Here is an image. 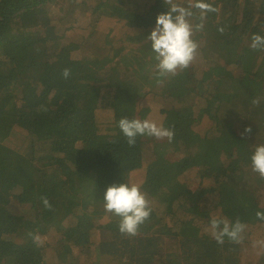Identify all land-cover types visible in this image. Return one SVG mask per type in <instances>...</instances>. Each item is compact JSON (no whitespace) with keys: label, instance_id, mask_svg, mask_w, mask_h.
Returning <instances> with one entry per match:
<instances>
[{"label":"trees","instance_id":"1","mask_svg":"<svg viewBox=\"0 0 264 264\" xmlns=\"http://www.w3.org/2000/svg\"><path fill=\"white\" fill-rule=\"evenodd\" d=\"M66 1L65 7L55 0H0V140L39 168L57 167L68 182L64 192L71 190L78 197L84 191L95 194V207L82 208L93 217L91 221L78 205L72 212L75 232L71 239L74 244L80 238L95 240L94 252L110 264H209L223 256V264H236L232 254L243 243L228 240L220 245L208 239L212 237L205 230L208 224L192 216L202 205L205 190L200 184L186 186L182 174L205 179L217 171L223 187L218 188L217 197L203 204L204 211L214 215L223 208L219 203L231 199L222 217L230 222L239 219L247 225L245 233L253 235L259 230L264 238V221L257 218L258 212L264 213V178L251 170L250 160L255 147L264 144V50L250 47L254 34L264 36V0H218L215 19L209 25L206 20L203 31L193 36L198 55L206 59L200 84L196 76L189 82L184 70L176 76H157V61L147 40L162 13L155 9L154 0H82L84 7L65 27L61 23L74 3ZM246 4L251 5L248 14L243 10ZM53 6H57L54 15H59L55 21L50 14ZM193 11L198 15V10ZM86 18L89 20L84 22ZM107 24L125 25L132 39L125 40L114 57L109 54L83 63L81 45L89 38L101 39L106 50L113 47L104 30ZM220 27L225 29L223 34ZM82 34L77 47L58 41ZM65 68L71 72L67 79L62 75ZM171 81L178 86L159 91ZM253 100L259 103L254 105ZM143 109L158 111L159 124L175 133L171 143L145 135L138 136L134 146L128 145L118 122L128 114L136 119ZM109 114L112 121L102 120V115ZM245 128L251 132L246 133ZM226 144L235 154L224 168ZM131 157L130 163L137 162L139 167L119 165ZM210 157L220 158L222 168H212L209 163L207 169H212L205 173V161ZM161 160L170 162L166 167L171 166L172 178L154 174L140 187L152 208L143 224L155 221L163 230L146 234L139 228L136 236H126L119 231V217L113 225H100L96 215L107 212L102 199L96 197L112 184L128 183L132 171L160 168ZM105 162L119 170L111 173L115 178L106 175ZM38 189L42 194L50 191ZM30 192H36L32 185L13 184L0 207V220L7 224L0 231V264H13L12 255L14 264H64L59 260L63 256L60 250L41 254L42 248H38L29 255L28 243L34 242L35 233L29 235L22 221L16 223V213ZM55 205L52 202L51 208L57 210ZM250 216H254L252 227L247 224ZM101 230L106 237L99 239ZM76 247L85 252L83 245ZM71 254L76 261L77 252Z\"/></svg>","mask_w":264,"mask_h":264},{"label":"rangeland","instance_id":"2","mask_svg":"<svg viewBox=\"0 0 264 264\" xmlns=\"http://www.w3.org/2000/svg\"><path fill=\"white\" fill-rule=\"evenodd\" d=\"M57 1L58 4H65L67 5L66 0H55ZM82 0H74V3L72 4L71 10H69V14H66V19L62 24V26H68V22L70 18H74L76 13H79L81 9L84 7V5L81 3ZM185 1V2H184ZM208 3H211L213 7L217 9V3L218 0H207ZM182 3H186L187 0H181ZM253 3V2H252ZM153 5L155 6V9H159L161 12L168 10V6L165 5L164 0H154ZM254 5V3H253ZM249 6L250 4H246L243 7V10L245 14H248L250 9ZM66 7V6H65ZM61 9V8H60ZM57 6H53L51 9V19L55 21L59 15H54L56 14ZM62 12H65L63 9H61ZM264 12V11H263ZM216 12H209L207 14V25L210 24L215 19ZM117 14V13H115ZM83 16V15H82ZM123 16V14H121ZM84 18V16H83ZM89 19L86 18L83 21L86 22ZM115 23V21H111ZM68 24V25H67ZM81 25V22L79 23ZM130 24L127 23V25ZM131 24L134 25V22L131 21ZM68 28V27H67ZM105 32L107 33V40L108 42L113 45L111 47V50H106L102 47L101 45V39L92 37L87 40V43L85 42L83 45H81L82 48V62L83 63H88L91 62L95 59L106 57L107 55H111V57H114L119 53L121 49V44L125 40H131L132 38L129 36L131 35L130 32L126 31L125 25L119 24L113 26V24H107L106 27H104ZM103 30V31H104ZM84 34L80 36H76V38H71L70 41L66 40H58L59 42L67 43L69 46L77 47L78 46V39L80 37H83ZM59 44V43H58ZM227 54V52H224ZM206 64V59L201 58L198 55V50H197V56L196 59L192 62V64L185 69L186 75L189 76V82L194 79L193 76H196V78L200 79L198 82L199 84L202 83L204 80L202 76V72L207 69L205 66ZM200 72V74H197ZM173 80V79H171ZM190 84V83H189ZM178 84L174 81L168 82L166 84H163L162 86L159 87V91L164 93L168 90L170 87H176ZM190 88H193V86H190ZM120 106H128L127 103L124 102H117ZM48 104V103H46ZM45 104V105H46ZM132 105L130 104V107ZM102 120L104 121H112L114 118L109 114V115H102L101 116ZM127 118L131 119L133 118L131 114H128ZM136 119L144 120V119H151L154 120L159 124L158 121V111L154 109H143L142 112L140 111L139 114L136 115ZM117 120L118 117H117ZM182 127H186V122H181L180 123ZM186 129V128H184ZM178 131V130H177ZM194 140H198L197 135H193ZM220 147V146H219ZM7 148V149H6ZM214 153L217 151L216 150V144L214 145ZM2 150V156L7 155L8 162L7 164L1 162L0 165L2 169L0 168V185L7 184V187L10 188L14 185L22 184V185H32L34 190L36 192H30L29 197L27 202H32L34 205H28L27 202L24 203L29 206L26 207L27 210H30L32 212V216L35 218V222L33 223H26L25 222V230L27 233L30 235L32 233H35V235H39L41 240L43 241L41 246H37L36 243L30 242L28 243V252L29 255H32L34 251H37L38 248H42L41 254H44L45 250H49V253L51 252H57V250H60L59 252H63V256L59 258V260L63 261L64 264H110L104 257H102L97 252H94L96 250L95 244L96 241H88L87 238H84L81 240L77 239L78 243L74 244L71 238H73L74 230L72 229V222L70 221V216L72 212L76 210V207H80V209L84 207H95L96 203L94 202V196L95 194L93 192H85L82 194V197H78L76 193H72L71 190L68 192H64L63 190L67 188L68 182L67 179L63 177L61 171L57 167H48V168H39L36 165L32 164L29 160H27L25 157L22 159L21 164L19 161H16L15 157H10V156H15L16 154H20L18 152H15L11 147H8L5 145V142H2L0 140V152ZM220 150V149H219ZM224 151V156L222 159L223 162V167L226 168L231 163V160L234 159L232 149H229V145L226 144L225 147L223 148ZM8 152V153H7ZM117 153V152H116ZM213 153V154H214ZM107 156L106 158H108ZM105 159V161L107 160ZM119 164L120 166H124L132 161V157L127 159ZM166 162L169 165L170 162L168 161H158V164L160 165V168L152 167L151 170L146 171L143 173L142 171H132L131 176L128 180V183H136L140 185L141 183L145 182L149 176L154 177V174H156L160 178L170 180L172 178V173H171V166L168 168L166 167ZM210 164H213L211 167L212 168H222L221 165V159L220 158H215V157H210L208 158V161H205V166H206V171L211 170L212 168L207 167ZM182 162L179 164L175 165L174 168L178 169ZM132 167H139V163H130ZM103 170L107 173L106 175H109L111 179L115 178L116 176L112 175L111 173H119V170L115 167L113 168L112 166L109 165L108 162H105V166ZM5 171L8 172V174L5 173ZM212 173V172H211ZM41 174H46L47 178L42 176ZM218 175L217 171H214L208 178L202 179L201 177L198 179L196 175L189 173V174H182V181L186 186H196L199 185L203 190V196H202V205H200L197 209H195L192 212L193 218L201 219L202 222L209 224L210 219L213 216H224L228 212V208H226L227 205L231 203L230 200H225L220 204L222 209H219L217 211H214V215L210 213V216L204 211L203 205L206 202L210 201V198L217 197L220 193L219 187H223L222 184H219L221 180L216 177ZM157 177V178H158ZM212 177V178H211ZM208 180V181H205ZM210 181V182H209ZM18 182V183H17ZM40 186V187H38ZM20 187V186H19ZM17 187V189H19ZM42 188L44 190H50L46 191L45 194H42V192L38 189ZM1 192L5 191V187H1ZM212 189V192H209L208 190ZM225 190V189H224ZM228 190V188H226ZM85 193L88 195L87 197L85 196ZM105 191L101 192L100 198L96 197V199H102L101 202H103V197H104ZM210 193V195H206ZM262 197H264V190L262 191ZM42 197H47L49 200L51 206L52 202H55V206H58L57 210H54L53 208H50V212H46V208L44 204L42 203ZM5 197L0 198V207L3 204ZM78 203V204H77ZM104 203V202H103ZM235 204V203H234ZM33 208V209H32ZM96 209V208H95ZM1 210V209H0ZM241 211V210H240ZM19 210L17 211L16 215H18ZM1 213V212H0ZM81 213L86 215L88 219L91 221L93 219L92 216H90L86 211L81 210ZM66 216H68V219H66ZM97 218H99V224L103 225H113L117 221V216L113 215L112 213H105L104 215H96ZM253 218L254 216H250L249 221H247V224L252 227L253 223ZM62 224L60 228H53V230H47V226H53L54 224ZM33 224V226H31ZM190 226H187L189 228ZM7 228V224L0 220V231H5ZM141 231L146 233V234H151V233H157L159 230H163V227L161 226V229L155 225V221H150L146 224H142L140 226ZM41 229V233H39V230ZM184 230V229H183ZM188 229L184 230L185 232ZM248 231V230H247ZM197 232V230H196ZM106 237L104 232L101 230L100 233L98 234L99 239H102V237ZM211 241H215L212 237L208 238ZM264 238L260 237L259 230H255L253 235H249V233H245V238L243 240V244L239 252L233 253L232 255L234 256L233 263L236 264H264V248L260 247H254V242L257 240H262ZM12 239H10L11 241ZM228 239L225 238V242H227ZM84 246L85 252L77 251L76 246ZM90 250V251H88ZM58 252V253H59ZM73 252H77L79 256L76 254V261L73 259L74 256ZM19 254V251H17ZM71 254V255H70ZM221 254H226L227 252H222ZM21 255V254H20ZM22 257H20L21 259ZM224 256L221 258H216L213 261H210L209 264H223L224 261ZM228 258V256H227ZM11 263H17L16 262V257L12 255V259L10 260Z\"/></svg>","mask_w":264,"mask_h":264},{"label":"clouds","instance_id":"3","mask_svg":"<svg viewBox=\"0 0 264 264\" xmlns=\"http://www.w3.org/2000/svg\"><path fill=\"white\" fill-rule=\"evenodd\" d=\"M168 11L157 15L155 26L149 33L147 40L151 42L152 52L158 77L176 76L187 69L196 59L198 43L193 39L194 33L204 29L207 14L217 9L206 0H188L187 6L181 0H164ZM193 9L198 10V15ZM193 20L196 22L193 23ZM223 34L225 29L218 28ZM250 47L254 50H264V36L254 34ZM70 69L65 68L62 75L65 79L70 76ZM253 100V104H258ZM118 127L127 139L129 146L136 144L138 136H150L157 140L167 139L170 143L174 138V131L165 128L151 119L121 118ZM246 133L251 128H245ZM251 170L264 178V144L255 147L251 157ZM106 212L120 218L119 231L126 236H136L140 226L150 217L152 208L147 194L141 191L136 183L112 184L107 187L104 197ZM46 208H51L47 197H42ZM257 218L264 221V213L258 212ZM247 225L239 219L230 222L226 217L213 216L206 227V231L215 239L217 244L223 245L225 238L233 243H241L245 238ZM34 243L41 246L43 241L39 235L33 237ZM254 247L264 248V239L254 242Z\"/></svg>","mask_w":264,"mask_h":264},{"label":"crops","instance_id":"4","mask_svg":"<svg viewBox=\"0 0 264 264\" xmlns=\"http://www.w3.org/2000/svg\"><path fill=\"white\" fill-rule=\"evenodd\" d=\"M7 149V148H6ZM8 153V152H7ZM0 156H2V150L0 152ZM10 157H15L16 158V161L21 164L22 162V159H24V156L21 155V154H16L15 156H10ZM3 162L5 164H7L8 162V158H7V155H3V157H1L0 159V163ZM0 168L2 169L1 165H0ZM6 174H8L7 171H5ZM42 176L46 177L47 178V175L46 174H41ZM18 183V182H17ZM19 184V183H18ZM1 187H5V191L4 192H1V189H0V198L1 197H7L8 195V187H7V184H4V185H0ZM17 189V188H16ZM15 189V190H16ZM28 205H34L32 202H27ZM26 207H29L27 206L25 203H20L19 204V212H18V215H17V218H16V223H20L21 221L23 222V228H25V222L26 223H33L35 222V218L32 216V212L30 210H27ZM46 208V207H45ZM21 211H22V214H21ZM51 210L49 208H46V212H50ZM22 218V220L20 219ZM33 226V224L31 225Z\"/></svg>","mask_w":264,"mask_h":264}]
</instances>
